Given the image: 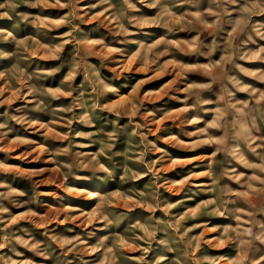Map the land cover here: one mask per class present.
I'll return each mask as SVG.
<instances>
[{"label": "rangeland", "instance_id": "obj_1", "mask_svg": "<svg viewBox=\"0 0 264 264\" xmlns=\"http://www.w3.org/2000/svg\"><path fill=\"white\" fill-rule=\"evenodd\" d=\"M0 264H264V0H0Z\"/></svg>", "mask_w": 264, "mask_h": 264}]
</instances>
